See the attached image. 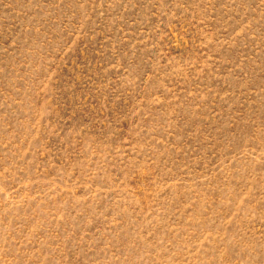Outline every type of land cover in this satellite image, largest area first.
<instances>
[{
	"label": "rangeland",
	"instance_id": "rangeland-1",
	"mask_svg": "<svg viewBox=\"0 0 264 264\" xmlns=\"http://www.w3.org/2000/svg\"><path fill=\"white\" fill-rule=\"evenodd\" d=\"M0 264H264V0H0Z\"/></svg>",
	"mask_w": 264,
	"mask_h": 264
}]
</instances>
